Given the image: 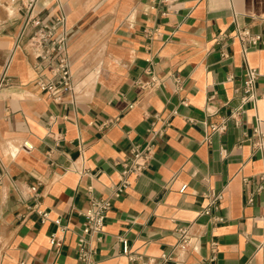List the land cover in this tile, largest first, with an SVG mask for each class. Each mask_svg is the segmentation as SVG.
Wrapping results in <instances>:
<instances>
[{
    "label": "crops",
    "instance_id": "1",
    "mask_svg": "<svg viewBox=\"0 0 264 264\" xmlns=\"http://www.w3.org/2000/svg\"><path fill=\"white\" fill-rule=\"evenodd\" d=\"M19 8L0 0V264H80L83 213L108 195L150 124L167 117L146 169L111 201L98 264H208L212 242L215 264H264V150L252 146L255 126L264 130V43L243 54L226 37L245 27L264 41V0H173L167 12L159 0H37L40 18H66L73 89L60 102L35 86L37 60L15 48L26 20ZM152 65L163 81L146 89ZM247 68L259 76L255 100L244 102ZM221 122L226 130L213 134ZM36 184L44 221L27 193ZM209 192L221 194L213 228L200 214ZM183 227L195 248L172 250Z\"/></svg>",
    "mask_w": 264,
    "mask_h": 264
},
{
    "label": "built area",
    "instance_id": "2",
    "mask_svg": "<svg viewBox=\"0 0 264 264\" xmlns=\"http://www.w3.org/2000/svg\"><path fill=\"white\" fill-rule=\"evenodd\" d=\"M20 2L19 10H22L26 16L25 27L33 29L32 34L25 40L22 39L23 31L18 36V42L15 48H21L25 53L31 55L37 60L35 69L37 76L35 79V86L49 98L55 102H60L61 94L63 92L73 89L72 74L70 73V62L67 56V30L66 18L64 16H57L52 21L40 18L34 13V7L37 0H18ZM173 0H159V4L166 7L165 12L170 10V5ZM231 40H237L241 47L242 52L245 54L249 49L257 47L259 44L264 43L261 37L257 34L250 32L248 28L237 27L233 32L226 36ZM22 39V40H21ZM222 57H227V54L221 53ZM45 69H49V76L44 75ZM150 80L144 84L146 89H152L159 85L163 79L155 76L154 65L148 70ZM258 72L253 68H247L245 77L241 86V99L244 102L254 101V84L258 78ZM175 91H179L180 83L177 77L172 78ZM5 83L4 74L0 79V86ZM142 87V86H141ZM133 104L127 106L128 109L132 108ZM176 112L172 111L171 115ZM157 122H152L146 130V137L142 144L134 145L131 147L128 156L121 162V171L119 172L117 181L109 187V193L106 197L93 199L90 202V207L83 213L84 221L78 233H76V253L77 260L80 264H98L96 259L97 244L102 239L104 222L107 212L112 206V200L119 198L125 193L129 187V177L138 175L146 169L150 162L155 146L158 140L163 136L166 128L169 126V117L158 119ZM213 134H220L226 130L225 122L210 126ZM254 136L258 138L252 146L257 150H264V130H259L258 126L253 129ZM29 149L28 146H24ZM248 183V180H244ZM258 190L264 189V172L259 175ZM30 198L35 201L33 211L40 216L41 220L47 219L46 214L39 209L38 199L40 194L37 191V184L28 187ZM208 204L200 212L201 215L208 217L211 228L220 223V217L213 216L211 210L216 207L217 202L221 199L220 193L209 192L204 194ZM247 203L252 202L251 195L246 198ZM54 223L59 227V220ZM62 231H66L67 227L60 226ZM178 240L172 247V250L189 251L194 249L193 238L190 235L189 228L183 227L178 231ZM122 252L129 254L125 240L121 239ZM62 239L57 237L56 234H51L50 244L60 246ZM162 260H172L168 254L161 256ZM216 248L215 243H211L210 256L207 258L208 264H215ZM24 264V263H21Z\"/></svg>",
    "mask_w": 264,
    "mask_h": 264
}]
</instances>
